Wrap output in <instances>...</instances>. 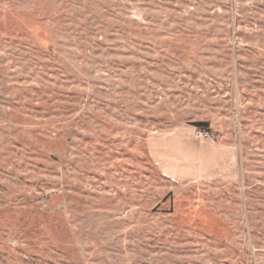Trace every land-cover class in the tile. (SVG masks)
Returning a JSON list of instances; mask_svg holds the SVG:
<instances>
[{"label": "rangeland", "instance_id": "1", "mask_svg": "<svg viewBox=\"0 0 264 264\" xmlns=\"http://www.w3.org/2000/svg\"><path fill=\"white\" fill-rule=\"evenodd\" d=\"M0 264H264V0H0Z\"/></svg>", "mask_w": 264, "mask_h": 264}, {"label": "crops", "instance_id": "2", "mask_svg": "<svg viewBox=\"0 0 264 264\" xmlns=\"http://www.w3.org/2000/svg\"><path fill=\"white\" fill-rule=\"evenodd\" d=\"M215 152L217 155L214 157V165H216L217 172H222L224 170L223 172H228V175L234 173L239 175L241 165L238 163L236 158L237 154L232 148L226 147L225 149H221L218 146L215 148ZM222 156L224 157V160H221Z\"/></svg>", "mask_w": 264, "mask_h": 264}, {"label": "trees", "instance_id": "3", "mask_svg": "<svg viewBox=\"0 0 264 264\" xmlns=\"http://www.w3.org/2000/svg\"><path fill=\"white\" fill-rule=\"evenodd\" d=\"M201 125H203V124H201Z\"/></svg>", "mask_w": 264, "mask_h": 264}]
</instances>
